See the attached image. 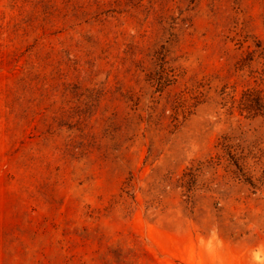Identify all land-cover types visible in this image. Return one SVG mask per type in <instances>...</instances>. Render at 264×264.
Wrapping results in <instances>:
<instances>
[{"label":"rangeland","instance_id":"rangeland-1","mask_svg":"<svg viewBox=\"0 0 264 264\" xmlns=\"http://www.w3.org/2000/svg\"><path fill=\"white\" fill-rule=\"evenodd\" d=\"M263 48L264 0H0V264H264Z\"/></svg>","mask_w":264,"mask_h":264},{"label":"trees","instance_id":"trees-1","mask_svg":"<svg viewBox=\"0 0 264 264\" xmlns=\"http://www.w3.org/2000/svg\"><path fill=\"white\" fill-rule=\"evenodd\" d=\"M258 46L261 47V45ZM238 109L240 112L247 113L249 116L264 115V88H250L245 90L240 99Z\"/></svg>","mask_w":264,"mask_h":264}]
</instances>
